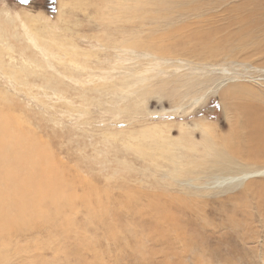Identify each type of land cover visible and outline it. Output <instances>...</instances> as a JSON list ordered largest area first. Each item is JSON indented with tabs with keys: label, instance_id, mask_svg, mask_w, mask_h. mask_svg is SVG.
Returning a JSON list of instances; mask_svg holds the SVG:
<instances>
[{
	"label": "rangeland",
	"instance_id": "obj_1",
	"mask_svg": "<svg viewBox=\"0 0 264 264\" xmlns=\"http://www.w3.org/2000/svg\"><path fill=\"white\" fill-rule=\"evenodd\" d=\"M0 34L16 67H0V109L53 146L75 186L109 191L111 212L92 221L79 202L59 216H71L68 233L61 218L13 233L7 264H63L67 253L92 264H264V175L219 183L264 168L263 124L249 123L264 117V0H0ZM238 122L251 126L227 142ZM165 195L186 198L174 211L187 240L157 237L167 224L156 229L145 209Z\"/></svg>",
	"mask_w": 264,
	"mask_h": 264
},
{
	"label": "bare ground",
	"instance_id": "obj_2",
	"mask_svg": "<svg viewBox=\"0 0 264 264\" xmlns=\"http://www.w3.org/2000/svg\"><path fill=\"white\" fill-rule=\"evenodd\" d=\"M136 9H137V6L134 5L133 8L125 7L124 11L126 13H130V12H128L129 10H136ZM4 22L10 23L12 21L7 19ZM29 32H27V33H29ZM2 35L3 34H0V42H2L4 40V37L2 38ZM36 36H38V34ZM164 36H166V35H164ZM36 38L37 37H35V39ZM6 40L7 39H5V42H6ZM4 43H3V45H4ZM3 45H0V67L5 68L7 70V72H9L8 68H10V72L16 73V71L14 69L15 66L13 67L10 64L7 65L6 62L4 63V59H3L4 57L3 56H5L4 51H6V50L4 49L5 45L4 46ZM50 46L52 47L53 44L51 43ZM10 56H11L10 61H12L13 55H10ZM11 64H12V62H11ZM3 73L5 74V72H3ZM8 77H9V79L12 80V78L10 76H8ZM228 82H230V80L224 79V80L220 81L215 89L218 90L219 88L227 85ZM239 87H242V85ZM242 88L245 89L244 87H242ZM215 89L213 91H215ZM234 89H235V87H233L231 89L229 88L227 90V91H229V93L224 91L226 96L229 97L232 95L233 92L235 93L236 91H234ZM207 91L203 95H201L200 97H197L195 100V103L199 102V100H202L205 96H207V93H208ZM222 91H223V89H222ZM245 91H248V90L245 89ZM249 106H250V104H249ZM4 109H5L4 106L2 107V109H0V239H1L0 240V264H7L10 260L9 251L11 248V244H10V241H8V240H9V237L11 234L13 235V233L21 232L20 230L24 231L26 229L27 231H31L36 227H38V228L42 227L45 225L47 220H53V221L55 220L56 221L55 218L58 219L59 216L61 215V213H63V211H66L65 213L71 212L75 207H77L76 205L79 202H80V204H82L85 207L88 214H90L92 221H95V220L99 221V220H103L104 218L106 220L107 219L106 214L111 213L110 209L105 204V202H106L105 200L109 199L108 198V195L110 194L109 191H104V190H106L105 188L102 189L100 187H97L96 185L92 184L89 180L82 179L79 177L78 179H82L81 181L83 182L84 185H82V187H83L82 191L83 192H81V193L78 192V187H81V185L79 186V182L81 184H82V182L80 180H77L78 186H75L74 184L76 182L74 181V179H72V178L70 179L66 176V174L68 175L69 171L65 168V166L62 165V161L60 162L58 157L51 150V147H53V146H50V144L47 143L48 141L44 142L43 140H41V138L39 136H37L35 134V132L32 133L33 131L32 132L29 131L28 130L29 127L26 128V126H24L25 125L24 122H26V121H22V120L18 119L8 109H6L7 111H5ZM244 110H245V108L242 107L243 112H244ZM258 112H261V110L253 112V114H251L252 116L250 117L249 123H252V125H254V124L257 125V123L263 124L262 126H260V128H264V117L260 116V114ZM239 115H241V114L239 113ZM245 122H247V121H245ZM239 123L240 122H238V124ZM248 125H250V124H248ZM248 125H242L240 123L237 126V128L233 127L235 130L234 131L235 133L231 132V135H228L229 137L224 138V139L227 142H228V139H231V140L232 139L234 140V138L237 139L238 138V132H240L241 130H245L244 127L246 129L250 128L251 125L250 126H248ZM243 132L245 134V131H243ZM248 132H249V130H248ZM234 134H235V136H233ZM258 134H260L261 137L260 136H257V137L260 140H264V131L262 133H258ZM245 135H247V134H245ZM238 140H236V141H238ZM243 141L244 140L241 139L240 143H243ZM246 142H247V140H246ZM233 144H236V142ZM234 146L235 145H233V147ZM236 148H238V147H236ZM254 175H258V176L264 175V168L259 169L253 173H244L242 175L235 176V177H226V176L220 177L223 180L219 181V179H218V181L221 184L222 183L235 182L236 180L244 181L245 179H247L249 177H253ZM65 176L67 177L66 179H65ZM71 177H72V175H71ZM74 177H78V176L74 175ZM108 188H110V187H108ZM79 191H81V190H79ZM135 192H132L131 190L126 192L127 197H130L131 199L137 198L138 194H137V192L136 193ZM163 193L161 194V196H163ZM172 195H167L170 197L168 199H166L163 203H158V202L150 203L145 210L151 211V213L155 216V220L153 219L154 221H151V223L154 224L155 228L157 226H161L164 224L168 225V226L166 225L167 229L165 228L164 231H160V232H158L159 230L157 231V233L159 234L157 236L158 238H161V240L162 239H164V240H187V236H186L185 231L180 229L179 222L177 221L178 212L174 211V208H177V210H178L180 206L183 207L184 203L186 204V198L184 199V198L178 197L177 195H176L177 197L172 196ZM118 196H120V195H118ZM151 196H153V195L151 194ZM167 196H166V198H167ZM161 198L164 199L163 197H161ZM123 200H120V202ZM125 200L127 202V199H125ZM128 202H130V201H128ZM114 203L116 205L119 203V201H117V203L116 202H114ZM176 203H178V204H176ZM190 203L194 204V202H190ZM108 205L110 206V204H108ZM129 207H128V209H129ZM195 208H196V206H195ZM136 209H137V207H136ZM122 210H124V209H122ZM192 210L194 211V209H192ZM139 215L140 214H138V216ZM68 216H69V214H68ZM63 217L62 218L60 217L61 219H63V221H62L63 223L60 221L62 223V224L60 223V226L62 228V231L64 232L65 229L69 226V223H70L69 220H71L69 218L71 216L68 218L69 220L65 218L66 221L64 220ZM73 218L74 217H72V219ZM139 218H140V216H139ZM142 218H144V217H142ZM59 219L57 221H59ZM146 219H147V217H146ZM149 220L150 219H148L147 221L141 220L140 222L145 223V222H148ZM107 223H112V222L108 221ZM144 223H142V224H144ZM76 224H77V221H76ZM79 225H80V223H79ZM114 225L108 226V228H107V233L110 235H113V236H115L117 233L116 232V228H117L116 225L117 224L114 223ZM52 227H53V225H52ZM70 227H72V226H70ZM80 227H81V225H80ZM82 227H83V225H82ZM144 227L145 226H143V228ZM50 230H54V229L51 228ZM72 230H73V228H72ZM87 230H88V228H87ZM66 231H67V229H66ZM69 231H67L66 233H68ZM151 232H153V231H151ZM82 233H83V231H82ZM48 234H49V232H48ZM63 235H65V234L63 233ZM137 235H139V234H137ZM45 236H46V234L44 236H39V237L42 238ZM76 236H81V235L79 234ZM76 236H74V238ZM143 236H144L145 240L151 239V234L150 235H143ZM39 237H38V239H39ZM64 238H66V235ZM15 239H13V241ZM48 239H49V241L52 240V239H50V235H49ZM76 239H77V237H76ZM154 239L155 238H153V240ZM55 240L58 241L57 238ZM60 240L58 242H61ZM78 240H79V237H78ZM11 241H12V239H11ZM17 241H19V239ZM43 241L44 240L42 239V242ZM51 242L53 243L54 241H51ZM28 243H30V242H28ZM40 243L39 244L37 243L35 245L32 244L33 246L30 245L29 247L25 246V249L30 250L32 247H36V248L37 247H43V245ZM44 243H45V241H44ZM64 244L62 243V245H64ZM78 244H80V245L83 244L88 249H90V247H92L91 242L85 243L84 241L79 240ZM50 251H52V250H50ZM62 252L60 251L59 254ZM72 254L73 253H67L66 258H62V259H64L63 264H69L70 261H79V264H92L93 263V260H86L82 257L77 256V255L75 257H72ZM36 259H38V256L35 257V259H32L30 264H38L39 262L36 261Z\"/></svg>",
	"mask_w": 264,
	"mask_h": 264
}]
</instances>
